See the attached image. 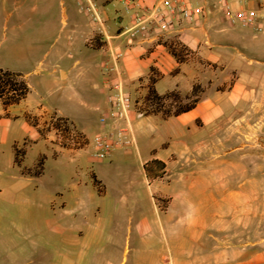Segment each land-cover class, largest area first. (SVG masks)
<instances>
[{"label":"rangeland","instance_id":"rangeland-1","mask_svg":"<svg viewBox=\"0 0 264 264\" xmlns=\"http://www.w3.org/2000/svg\"><path fill=\"white\" fill-rule=\"evenodd\" d=\"M42 1L0 0V68L22 74L30 88L27 102L39 103L49 110L64 106L76 121L88 119L95 126L101 113L93 108V101L88 95L92 82L75 76V72L84 65H90L100 74V58L95 51L87 50L83 43L71 49L66 41L59 52L66 56L72 53L73 57H65L61 62L62 68L69 69L76 59L81 63L76 69H71L67 79L54 81L49 70L58 49L56 44L52 48L49 45L56 36V30L48 38L41 37L40 23L43 17L39 9ZM47 1L53 5V10L56 5L59 11V0ZM224 25L227 29L218 34L217 41L230 45L216 47L211 59L229 70L235 69L238 75L237 91L245 90L249 96L241 99L237 91L214 90L206 91L205 95L207 99H218L222 112L218 120L221 128L217 135L223 139L224 147H239L237 153L224 159L234 161L238 154L243 164L242 152L246 153L254 145L255 224L253 231L249 226L248 239H254V248L264 259V66L248 63L249 57L264 59V34L254 33L248 27L229 20ZM253 34L260 36L259 53L238 51L234 45L249 43ZM226 76V73H222L219 77L224 79ZM228 83L223 81L222 85L220 82L216 85L226 87ZM164 88L163 82L157 86L159 91ZM70 98L72 105L66 102ZM21 106L10 113H15ZM2 110L0 104V112ZM55 116L50 113L47 121L40 123L42 134H47L50 125L57 123L53 120ZM235 117H238V129L232 122ZM146 120H150L154 127L145 129V136L140 140L142 151L173 137L172 120H156L154 117ZM32 122L38 124L36 118ZM75 131L84 138L76 128ZM210 131L206 126L199 129L202 133L199 135H208ZM50 134L54 140V132ZM31 135L32 131L21 120L4 118L0 121V264H55L54 251L62 248V240L75 238L83 242L86 237H93L98 245L112 244L117 253L115 264H133L139 250L144 251L140 253L143 258L138 257L139 263L150 264V253L140 243L141 238L152 239L154 250L159 254L171 253L178 260L180 256L170 240L169 226L185 243L188 255H182L183 258L197 264L203 257H209L208 253L199 250L197 242L186 239V223L191 218L210 219L214 216V208L205 202L209 191L205 189L201 177H168L163 164L162 167L149 164L146 174L133 149L127 154H120L118 158L110 156L98 159L93 157V145L86 146L87 140L84 138L85 145L75 148L85 147L78 156L61 154L57 158H53L48 145L38 139L27 149L24 165L31 166L38 153H44L47 158L43 175L24 178L12 164L11 145L15 141L21 143L24 137ZM243 165L247 167L246 159ZM248 169L249 173L246 171L228 178L227 189L215 191L222 202L218 218L232 241L235 237L231 236L235 234L245 236L247 225L235 224L237 218L246 216L242 210L241 196L237 210L230 205L228 196L230 191L243 193L250 188V164Z\"/></svg>","mask_w":264,"mask_h":264},{"label":"crops","instance_id":"crops-1","mask_svg":"<svg viewBox=\"0 0 264 264\" xmlns=\"http://www.w3.org/2000/svg\"><path fill=\"white\" fill-rule=\"evenodd\" d=\"M94 1L103 20V26L92 22L85 13L81 12L75 0H59V11L56 10V5H54L53 10L51 3L47 0L42 1L39 9V13L43 17L40 23L41 37L48 38L56 30V36L50 42L49 48H52L56 44L58 49L56 58L50 62L51 69L49 70V75L56 82L64 81L70 76L71 69H76L80 65L81 61L76 59L69 69L62 68V60L65 57H73L72 53H67L66 56V54L59 52V49L65 45L66 41L68 48L74 49L76 45L78 46L79 43H83L87 50L95 51L101 61L100 74H97L96 70L90 65H84L75 72V76L81 77L86 82H92L91 91L88 95L93 101V108L100 112L101 115L106 113V98L112 83L117 79L123 82L124 91L130 95L134 102L131 112V125L136 145L119 148L112 153L111 157L118 158L120 154H127L131 152L130 149H133L137 153L139 164L142 166L144 173V165L149 161L157 160L164 165L168 177L182 179L196 175L202 178L205 189L209 191L205 196V202L209 207L214 208L215 211L214 216L210 219L194 217L186 223V239L197 242L200 247L199 250L201 249L202 253L209 254L208 258L203 257L197 264L264 263V259L261 258V255L254 248V239H248L249 226L251 225V231H253L255 224L253 186L254 145L252 144L251 150L247 149L246 153L242 152L241 162L244 164V159H246V168L240 163L238 154L234 161L232 159H224L233 153H237L239 147H224L223 139L217 135V131L221 128L218 120L222 112L217 102L218 99H207L205 95L208 90L216 92L237 91V71L235 69L229 70L223 64L211 59L212 52L216 47L230 45L217 41L218 34L227 29L224 25L225 21L229 20L226 12L216 0H187L192 4L203 5L208 10L207 13L192 21H177L176 19L169 30L165 32L154 30L151 32V37L142 40H130L125 29L130 25L133 9H126L127 0ZM132 1L140 6L151 7L158 3L159 0ZM229 3L233 10L239 8L257 10L262 17L259 19L260 22L264 23V0H229ZM244 27H248L254 33L264 34V31H257L252 26ZM172 42H177L186 49V53L183 55L181 61H178L167 48V45ZM259 42L260 36L257 34L254 36L253 34V38L249 43L234 46L238 51L248 50L252 54L257 55L260 51L258 48ZM115 51H120L122 54L118 61L120 74L117 75L112 72L105 76L102 72V64L104 62L111 64V56ZM248 63L264 66V59L249 57ZM222 73L227 74L224 79H220L219 77ZM151 78L154 80L153 89L158 94H164L169 91L188 94L192 90V85L196 83L203 87L204 91L192 109L176 116L163 118L159 114L139 115L137 108L142 101H145L151 85ZM223 81L229 82L226 87L216 85L217 82H220V85H222ZM160 82L165 84V88L162 91L157 89ZM86 89H88L87 86ZM237 92L241 99L249 96L245 90ZM66 102L72 105L73 100L70 98ZM20 105L22 106L19 110L13 114L10 113L11 110ZM2 108L0 121L4 118L21 120L25 127L33 133L31 136L24 137L21 143L19 141L13 142V144L19 145L22 144L23 140H29L25 147V158L27 149L38 139H42L45 145H48L52 151L51 156L53 158H57L61 154L78 156L79 151L85 148L75 149L60 146L55 139L53 140L50 134L52 132L51 126L47 134L41 135L39 129L40 123L47 121L50 113L71 121L74 127L87 140L86 146L93 145L90 142L92 134L95 136L97 132L108 129L107 126L103 127L99 123L94 126L88 119L76 121L70 115V111L64 106L49 110L39 103L27 102V96L18 104L7 108L2 106ZM197 111L199 114H197ZM150 117H154L156 120H172L171 130L173 137L168 141L162 140L153 147L144 148V152L141 149L140 140L145 136L144 132L146 128L150 130L154 127L150 120H146ZM33 118L37 119L38 124L32 122ZM237 121L238 117L232 120L236 129H238ZM206 126L211 129L210 133L208 135H199L202 134L199 132V129ZM13 144L11 145V149L13 154L12 164L14 166ZM241 151H243V148ZM39 155L45 157V163L46 155L38 153L36 158ZM249 164L252 176L250 188L243 193H240L238 190L230 191L228 196L230 205L235 210L238 209V198L241 196L242 210L246 216L237 218L235 224L247 225L245 236L242 237L235 234L236 236H231L235 237L232 241L222 220L218 218V209H221L222 202L220 198L216 197L215 191L227 189L228 178L231 179L239 173L244 174L246 171L249 173ZM18 173L21 177L29 179L39 178L43 175L42 172L38 177L25 176L20 174L19 170ZM161 230L165 232L162 226ZM167 230H169L170 240L176 253L181 258H183L182 255H188V253L186 254L185 243L180 240V235L175 232V229L169 226ZM244 238L247 240H244ZM151 240L147 238L139 240L147 248L145 251L150 253V264H194L188 258L179 259V257L177 260L171 253L165 254L162 252L159 254L157 250H154ZM96 241L93 237H86L83 242H78L75 238L62 240V248L54 251L55 264H79L80 262L96 264L101 261L99 264H115L114 260L117 253L114 250V246L112 244L98 245L95 243ZM143 252L138 251L133 264H141L138 257L143 258L140 256V253Z\"/></svg>","mask_w":264,"mask_h":264},{"label":"built area","instance_id":"built-area-1","mask_svg":"<svg viewBox=\"0 0 264 264\" xmlns=\"http://www.w3.org/2000/svg\"><path fill=\"white\" fill-rule=\"evenodd\" d=\"M78 9L85 13L92 22L103 26V20L97 10L94 0H75ZM226 12L231 23L242 26H252L257 31H264V23L260 22L261 15L255 9L239 8L233 10L229 0H216ZM133 9L130 25L125 29L130 40H142L151 37L152 31L165 32L178 20L192 21L197 17L204 16L207 9L203 5L192 4L187 0H159L151 7L140 6L132 0L126 1V9ZM153 36V35H152ZM120 51H115L111 56V64L104 62L102 72L105 76L114 72L120 74L118 61ZM106 113L98 117V123L108 129L97 132L93 138V157L105 159L119 148L135 146L136 140L131 125V112L134 102L129 94L124 91L123 82L119 79L114 81L106 98ZM147 108L145 101L139 104L137 113L143 115ZM58 119V120H57ZM57 123H52L51 130L54 132L55 141L60 146L78 148L85 145V140L73 126L64 123L57 115L53 117Z\"/></svg>","mask_w":264,"mask_h":264},{"label":"trees","instance_id":"trees-1","mask_svg":"<svg viewBox=\"0 0 264 264\" xmlns=\"http://www.w3.org/2000/svg\"><path fill=\"white\" fill-rule=\"evenodd\" d=\"M167 48L172 55L178 59V61H181L183 55L186 53V49L177 42L168 44ZM153 82L154 80L151 78V85L145 97L147 108L144 109L143 115L159 114L163 118L176 116L192 109L204 91L203 87L196 83L192 85V90L188 94H180L177 91H169L164 94H158L153 89ZM29 91V85L21 73L0 68V103L4 108L18 104L27 96ZM166 100H170V102L166 103ZM61 120L74 127L72 122L68 119L61 118ZM40 133L42 135L41 131ZM28 142L29 140L25 139L20 146L13 144L14 166L18 168L20 174L22 175L38 177L43 172L45 157L39 155L32 166H24L25 147ZM149 164L162 167V163L160 161H149L144 165V171L146 174L149 172Z\"/></svg>","mask_w":264,"mask_h":264}]
</instances>
